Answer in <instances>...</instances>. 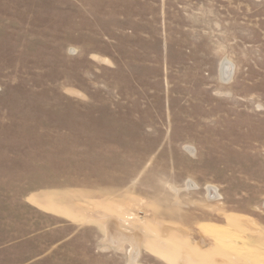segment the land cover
I'll return each mask as SVG.
<instances>
[{
	"label": "rangeland",
	"instance_id": "1",
	"mask_svg": "<svg viewBox=\"0 0 264 264\" xmlns=\"http://www.w3.org/2000/svg\"><path fill=\"white\" fill-rule=\"evenodd\" d=\"M0 264H264V0H0Z\"/></svg>",
	"mask_w": 264,
	"mask_h": 264
}]
</instances>
